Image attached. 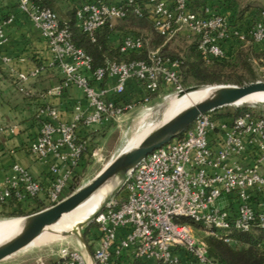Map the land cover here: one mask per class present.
I'll return each mask as SVG.
<instances>
[{
    "label": "built area",
    "instance_id": "obj_1",
    "mask_svg": "<svg viewBox=\"0 0 264 264\" xmlns=\"http://www.w3.org/2000/svg\"><path fill=\"white\" fill-rule=\"evenodd\" d=\"M18 11L27 17L46 41L62 81L48 91L59 96L66 89H79L86 101L76 104L70 122L58 121L56 108L47 107L40 116L49 118L30 145L40 162L50 155L58 164L46 191V208L66 198L64 195L73 169L85 151L78 140L80 127H100L115 122L133 107L117 105L128 86L142 84L146 94L161 89L184 91L179 63L162 55L160 48L148 50L145 59L129 62L105 61L94 69L92 58L71 42L56 15L39 8L32 0H16ZM154 16V29L165 40L186 31L197 37V49L206 60H222V44L234 39L246 44V36L225 17L205 7L198 12L187 8V0H145ZM127 7L141 16L137 0H102L82 3L76 10L78 28L89 36L106 23L125 17ZM255 43H264V25L256 22L250 31ZM4 32L0 26V43ZM144 41L124 36L119 44L122 55L140 53ZM39 70L18 74L15 83L25 93L24 83ZM30 75V76H29ZM110 82V83H109ZM113 82V83H111ZM141 96L148 103L149 96ZM254 108V107H252ZM200 115L180 139L154 150L122 182V192L111 197L98 211L93 223L99 238L90 257L77 249L62 247L52 264H217L208 257L205 239L196 238L186 219L198 225L207 238L227 245L237 244L248 233H264V114L248 110L239 116L214 118ZM59 138L55 140V136ZM41 186L19 165L0 186V204L10 199L25 203L41 194ZM264 249V239L259 243Z\"/></svg>",
    "mask_w": 264,
    "mask_h": 264
},
{
    "label": "crops",
    "instance_id": "obj_2",
    "mask_svg": "<svg viewBox=\"0 0 264 264\" xmlns=\"http://www.w3.org/2000/svg\"><path fill=\"white\" fill-rule=\"evenodd\" d=\"M87 1L92 0H61V5L69 7L70 10ZM102 1L119 3V0ZM219 10L220 13L229 15V12H225L221 7ZM0 26L4 32V40L0 43V186H3L7 177L12 174V166L17 164L39 182L42 190L37 198L22 203L20 207L15 199L8 200L0 205V215L20 211L28 216L33 214L31 212L38 206H46L45 194L54 178L50 168L58 164L53 155L40 162L30 152L29 147L39 136L41 125L49 120L45 116L41 117L40 112L47 107L56 108L59 112L58 121L67 123L72 119L74 106L79 103L84 108L86 101L82 92L75 87L66 89L59 96L47 94L49 90L60 85L61 73L39 30L18 11L16 0H0ZM113 35L114 38L119 37L118 33ZM36 69L39 70L37 76L29 75L23 85L25 93L20 92L15 83L18 74H30ZM132 86L135 91L133 99L136 100L140 97V89L135 84ZM91 129L97 131L99 128L80 127L77 130L78 140L84 142L83 139L89 136ZM58 138L56 135L55 140ZM81 163L80 159L73 169L74 172ZM72 176L73 172L71 178ZM83 230L91 236L88 244L92 245L93 251L99 238L98 228L96 225L84 226ZM75 249L87 258L92 254L86 241L85 244L79 240L75 242ZM34 258L35 255H28L15 264H30V260ZM53 259L56 260L55 257Z\"/></svg>",
    "mask_w": 264,
    "mask_h": 264
},
{
    "label": "trees",
    "instance_id": "obj_3",
    "mask_svg": "<svg viewBox=\"0 0 264 264\" xmlns=\"http://www.w3.org/2000/svg\"><path fill=\"white\" fill-rule=\"evenodd\" d=\"M32 1L34 5L39 8L49 9L56 15L61 27H65L69 32L73 45L82 49L92 58L94 69L104 66L105 61L129 62L145 59L146 52L149 50L146 46L149 37L143 36L139 34V32L133 30V27L135 26L138 28H146V24H148L147 21L150 22L154 28V16L150 7L145 4V0H137L141 8V16H137L133 13L132 7H127L125 17L115 20L121 23L112 24V22H108L102 28L97 30L93 36H89L78 28L75 18L78 7H74L73 9L68 10L65 14H61L59 8L61 0ZM241 1L242 0H187V8L191 12H198L205 7H209L213 12L227 18L233 26L243 32L246 36L247 43L241 44L234 39L223 43L222 47L226 52V57L222 60L204 59L197 49L196 36H193L192 40H184L185 49L183 50L169 51L167 46H162L160 50L163 56L178 61L182 86L183 82L187 83V80L189 79H191L195 85L199 86L223 83L224 81L220 77L223 73H228L233 76L238 75L236 78L230 77V79H227L226 82L231 83L232 85H244L243 77H239V75H244L249 83L255 82L256 75L253 69V63L256 61L264 67V43H255L250 36V31L256 22H262L264 25V6L255 2L252 4L251 2L244 3ZM220 7L225 12H229V15L226 16L225 14L220 13ZM132 20L137 22L130 23ZM125 24L127 28H125ZM153 31L161 41L165 40V37L161 36L155 29ZM114 33H118L119 37L114 38ZM127 35L141 38L144 41L145 45L140 53H131L128 55H122L120 53L119 44L121 39ZM135 85L141 86L142 84L135 82ZM139 89L138 94L144 96L146 92L142 88ZM133 93H135L133 86H128L125 95L119 98L116 101V104H133L131 102ZM157 93L152 95L146 94V96H149V99L151 100V98L157 95ZM248 110H256V108L242 106L241 108H236L231 114H225L223 117L239 116ZM181 137L182 136L177 139H180ZM86 146L87 144L85 147ZM82 156L80 158L81 160ZM77 175V171H73V176L69 181L68 188L64 194L65 196H68L74 191V180ZM17 203L19 204V207L22 205L21 202ZM46 207L47 206L40 205L34 210V212H38ZM0 216L23 217L26 216V214L19 211L9 214L2 213ZM180 222L187 225H195L186 219H181ZM83 235L88 248L91 250V245L88 244L91 236L86 230L83 231ZM263 239L264 233L260 236H257L254 233H248L240 236L237 244L227 245L222 241L211 237L206 238L205 241L208 248V257L217 264H264V249L259 246V243Z\"/></svg>",
    "mask_w": 264,
    "mask_h": 264
},
{
    "label": "rangeland",
    "instance_id": "obj_4",
    "mask_svg": "<svg viewBox=\"0 0 264 264\" xmlns=\"http://www.w3.org/2000/svg\"><path fill=\"white\" fill-rule=\"evenodd\" d=\"M241 2H253L264 6V0H242ZM61 14H65L68 11L69 7H65V5H61ZM60 8V7H59ZM113 24H119V21H112ZM132 22H137L132 20ZM146 28H138L137 26L133 27L135 32H139V34L143 36L149 37L147 39V49L154 50L160 48L162 46H167L169 51L174 50H183L185 49V41L184 40H192L193 36L186 32H180L175 34L169 40L161 41L153 31L154 28L152 27L151 23L147 21ZM125 28H127L125 24ZM165 41V42H164ZM146 42V40H145ZM165 43V44H163ZM253 69L255 71L256 80L255 81H262L264 82V67L258 62L253 63ZM238 76V75H237ZM236 75H231L228 73H223L220 75L223 83H216L212 85H232L231 83L226 82L227 79L236 78ZM243 77L244 84H248L246 77L244 75H239V77ZM195 86L194 82L189 79L187 83L183 82V89L187 90L193 88ZM206 86V85H201ZM200 87V86H199ZM185 91L181 93H176L172 90L161 89L157 95L153 96L148 103H144L141 101L142 97L136 98L134 100V96L131 99L134 107L130 110L125 112V114L121 115L117 121L110 122L105 126L97 127L99 129L94 130L91 129L89 136L83 139L87 146L85 147V151L82 156V163L78 166L77 170V177L74 180V191L77 189L85 186L88 184L108 163L116 158V156L125 148L128 147L129 143L136 138L141 132L150 124H153L160 120L163 115L165 114V105L171 98L178 95L184 94ZM242 106H249L251 105H236L227 107L226 109H220L218 111H213L211 114L214 118H221L225 116V114H231L234 112L236 108H241ZM256 111L259 113L264 114V106H255ZM121 182V177L118 178V184L116 188L112 191V197L115 198L122 192L121 186L119 187ZM71 192L70 194H72ZM69 194V195H70ZM68 195V196H69ZM67 197V196H66ZM25 217V216H23ZM22 217H5L0 216V222H4L11 219H16ZM87 226H95L93 221ZM194 236L196 238L206 239L207 237L204 234L202 228L198 225H190ZM83 231L81 232V236L84 238ZM78 239L72 235H66L61 238L53 239L48 242L34 245V246H27L22 249L20 252L12 255L11 257L3 260L0 264H15L22 258L28 255H35L33 260H30V264H52L56 258V251L62 247H67L70 249H75V242ZM92 252V245H91Z\"/></svg>",
    "mask_w": 264,
    "mask_h": 264
},
{
    "label": "water",
    "instance_id": "obj_5",
    "mask_svg": "<svg viewBox=\"0 0 264 264\" xmlns=\"http://www.w3.org/2000/svg\"><path fill=\"white\" fill-rule=\"evenodd\" d=\"M198 87L199 86H195L193 88ZM211 89L208 96L198 100L176 116H173V118L162 123L155 130L146 134L133 149L124 153H119L116 158L108 163L88 184L77 189L60 203L22 217L24 224L20 232L11 239L0 244V262L20 252L44 230L54 225L63 215L75 209L81 202L104 184L112 181L114 178L118 179L121 177L120 187L128 172L133 171L134 168L154 150L182 136L200 115L241 104L252 95L264 92V82L255 81L242 86L212 85ZM255 106L263 105L255 104L251 107ZM112 195L113 194H110L105 200L100 210L104 208ZM94 216L95 214L87 222L79 225L76 231H71L68 235L77 237L80 242L85 244L81 232L84 226L92 222Z\"/></svg>",
    "mask_w": 264,
    "mask_h": 264
},
{
    "label": "bare ground",
    "instance_id": "obj_6",
    "mask_svg": "<svg viewBox=\"0 0 264 264\" xmlns=\"http://www.w3.org/2000/svg\"><path fill=\"white\" fill-rule=\"evenodd\" d=\"M212 85L200 86L185 91L184 94L178 95L168 100L165 105V114L157 122L148 125L140 135L134 138L127 148L123 149L120 153L127 152L133 149L144 138L146 134L155 130L162 123L173 118L187 107L193 105L198 100L209 95ZM263 105L264 106V92L257 93L243 101L238 105ZM118 179L114 178L112 181L101 186L94 193H92L87 199L81 202L75 209L69 213L63 215V217L57 221L54 225L44 230L39 236H37L29 245H39L48 242L53 239L61 238L68 235L71 231H76L77 227L87 222L94 214L100 210L102 204L110 196L112 191L116 188ZM24 224V220L21 218L11 219L4 222H0V244L11 239L18 234ZM27 245V246H29ZM26 246V247H27Z\"/></svg>",
    "mask_w": 264,
    "mask_h": 264
}]
</instances>
